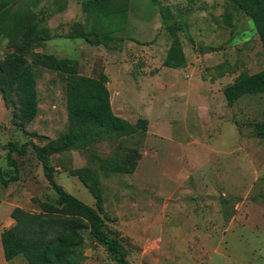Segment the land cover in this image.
Returning a JSON list of instances; mask_svg holds the SVG:
<instances>
[{
  "label": "rangeland",
  "instance_id": "1",
  "mask_svg": "<svg viewBox=\"0 0 264 264\" xmlns=\"http://www.w3.org/2000/svg\"><path fill=\"white\" fill-rule=\"evenodd\" d=\"M84 1L19 0L5 24L9 32L0 39V62L15 52L29 64L43 52L60 53L73 59L81 76L106 74L117 116L132 124L147 120L148 131L122 140L104 137L52 155L51 165L59 168L56 182L97 208L70 172L97 173L104 233L121 241L129 264H264V142L255 135L264 120V94L245 95L229 106L223 92L241 74L264 70V47L251 18L238 0H113L115 7L128 8L126 16L101 20L87 16ZM170 26L178 29L176 37ZM80 32L94 40L113 32L114 39L95 46L71 38ZM176 42L186 57L184 69L164 65ZM35 72L39 113L34 121L15 122V95L8 107L0 92V196L10 201L9 194L27 191V211L40 213V204L55 205L58 195L32 143L44 147L59 139L70 122L59 73L43 66ZM153 78L168 85L174 80L167 78L230 79L203 90L198 108H189L195 100L185 91L165 89ZM208 92L220 97L210 99ZM10 144L19 151L27 145L25 155L12 153L17 168L8 163ZM113 162L134 173L107 172L103 167ZM2 206L0 228H6L11 215ZM81 234L82 264H117L89 230ZM7 263L0 242V264ZM12 264L27 261L20 255Z\"/></svg>",
  "mask_w": 264,
  "mask_h": 264
},
{
  "label": "trees",
  "instance_id": "2",
  "mask_svg": "<svg viewBox=\"0 0 264 264\" xmlns=\"http://www.w3.org/2000/svg\"><path fill=\"white\" fill-rule=\"evenodd\" d=\"M19 0H0V39L9 30L6 28L11 8ZM238 6L253 21L264 47V0H238ZM82 9L88 17L109 20L114 16L125 17L126 6L115 7L113 0H86ZM10 19V18H9ZM169 32L176 37L178 29L170 26ZM83 38L95 46H106V41L113 40V32L98 34L91 39L85 32L71 36ZM29 64L23 53L15 52L9 60L0 62V92L6 106L13 102L10 94L15 95L13 107L18 109L15 122L30 123L39 113L37 74L35 66L55 70L65 83L67 91V109L70 128L59 139L50 141L44 147L34 143L32 146L41 162L44 175L51 188L58 195L55 205L41 203V212L33 213L15 208L11 213L15 224L1 234L4 257L7 262L23 255L27 264H82L86 260L85 239L82 230H89L96 242L106 247L117 264H129L124 246L120 240L110 238L104 233L106 226L103 194L97 173L90 169H76L70 172L90 191L97 208L91 207L59 185L55 180L57 173L50 163L52 155L69 152L77 146H89L98 139L122 140L138 134H147V120H138L132 124L118 117L111 105L110 82L106 74L99 79L81 76L74 61L58 59L56 56L41 54ZM165 67L182 69L187 66L186 57L178 42L171 47ZM264 94V70L257 74H241L236 81L224 90L229 106H233L245 95ZM255 135L264 142V120L255 126ZM27 145L19 151L14 144L9 145L7 155L10 166L17 168L12 153L19 151L26 154ZM109 173L133 174L134 169L117 162L103 167ZM5 185L9 182L3 181Z\"/></svg>",
  "mask_w": 264,
  "mask_h": 264
},
{
  "label": "crops",
  "instance_id": "3",
  "mask_svg": "<svg viewBox=\"0 0 264 264\" xmlns=\"http://www.w3.org/2000/svg\"><path fill=\"white\" fill-rule=\"evenodd\" d=\"M42 54H45V53L43 52ZM55 54L56 53L47 54V55H53V56H56L57 58H58V55H59V56H61V58H59V59H69L67 57H64V55H62L60 53H57L56 55ZM69 60H73V59H69ZM170 69H173V68H170ZM182 69H184V68H182ZM153 79H154L153 81H157V82L160 80V82L163 84V87L165 89L168 88L169 90H173V89L177 88L178 90L185 91L188 94V97H191L192 100L193 99L195 100V103L194 102L191 103V106H189V104H188V107L189 108L190 107L198 108V104L200 102V99L203 96L202 95L203 94L202 93L203 90L210 91L211 87L217 88L220 85V83L226 82L230 78H218L215 81L212 78H211V81L208 80L207 78H206V80L203 79V78H167L168 80H170V82H171V79L174 80L173 82H175V83L173 84V82H171V85H168V84L164 83L163 82V81H165L164 78H153ZM177 83H179L181 85H178ZM233 83L234 82H232L231 84H233ZM208 93H209L208 96H209L210 99L211 98H215L216 99V97L217 98L220 97L219 95L214 97V95L211 92H208ZM110 95H111V98H112V94H110ZM215 99H213V101ZM111 104H112V108H113L114 113L116 115L119 114L120 111H118L117 108H115L113 101L111 102ZM194 113H196V110L194 111ZM56 170H57V173H58L59 168H56ZM15 183H17V182H15ZM26 193H28V192L27 191H21L19 193H16L14 196H11L9 194L10 201H6L5 197H3V196L1 197L0 196V205H3L1 208L3 209L4 207H8L7 209H8V212H9L10 215H11V213L13 212V210L15 208H21V209H24V210L27 211L29 209V203L31 201H30V199L28 197H25V200H23V194L25 195ZM9 223H10V226H7L6 228H0V242H1V234H2V232L5 229H8V228L12 227L15 224V221L12 219V217H11V221ZM13 261L14 260L10 261L7 264H12Z\"/></svg>",
  "mask_w": 264,
  "mask_h": 264
}]
</instances>
